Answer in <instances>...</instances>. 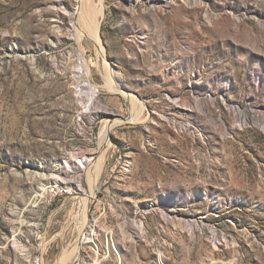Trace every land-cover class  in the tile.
Listing matches in <instances>:
<instances>
[{
	"label": "rangeland",
	"instance_id": "1",
	"mask_svg": "<svg viewBox=\"0 0 264 264\" xmlns=\"http://www.w3.org/2000/svg\"><path fill=\"white\" fill-rule=\"evenodd\" d=\"M77 4L0 0V264L76 245L81 158L114 118L79 264H264V0H102L103 56L79 53L91 111Z\"/></svg>",
	"mask_w": 264,
	"mask_h": 264
},
{
	"label": "bare ground",
	"instance_id": "2",
	"mask_svg": "<svg viewBox=\"0 0 264 264\" xmlns=\"http://www.w3.org/2000/svg\"><path fill=\"white\" fill-rule=\"evenodd\" d=\"M101 3V5H100ZM103 12L102 0L99 1L98 6L94 4V0H78V4L70 14L71 21V30L72 36L78 45V56H76L73 63L74 65V78L73 85L76 88L77 96L79 97L78 101L82 107L86 110L91 111L95 104L97 96V87L91 84L89 77L90 72L87 67H84V60L79 55L80 50L83 49V41L87 39L93 46V50L98 55L104 53V46L100 38V15ZM90 44V45H91ZM106 78L105 87L111 91L120 92L125 95L127 98H131V105L135 106V101L139 104L136 105L135 109L131 112V117L129 120L126 118L125 121H140L143 118H140L144 104L142 101H137L131 93H127L121 90V87L117 81L115 74L112 69L107 65L106 67ZM137 104V103H136ZM101 108V106H100ZM124 120L123 118H114L110 119L99 133V149L95 156H83L81 158L80 166L85 170L87 186L84 189H81V186L76 182L77 188L82 191L84 198L80 202V220H79V238L74 247H67L62 250L60 256L58 257L57 264H79V251L82 246L83 240L85 242L92 241L93 232L87 230L89 225V219L87 217V208L89 203L94 197V188L97 181L99 172L103 165L104 155L109 145L108 142V133L110 128L117 122ZM255 123H259L258 127H261L264 130V124L255 120ZM111 124V126H110ZM42 193V192H41ZM72 248V249H71ZM72 260V261H71Z\"/></svg>",
	"mask_w": 264,
	"mask_h": 264
},
{
	"label": "water",
	"instance_id": "3",
	"mask_svg": "<svg viewBox=\"0 0 264 264\" xmlns=\"http://www.w3.org/2000/svg\"><path fill=\"white\" fill-rule=\"evenodd\" d=\"M122 90V89H121Z\"/></svg>",
	"mask_w": 264,
	"mask_h": 264
}]
</instances>
